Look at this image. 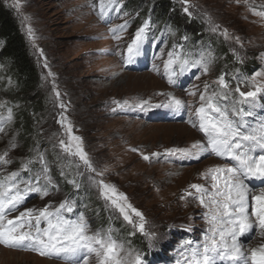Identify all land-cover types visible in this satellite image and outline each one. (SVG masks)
<instances>
[{"label": "rangeland", "instance_id": "374dc122", "mask_svg": "<svg viewBox=\"0 0 264 264\" xmlns=\"http://www.w3.org/2000/svg\"><path fill=\"white\" fill-rule=\"evenodd\" d=\"M127 1H119V15L113 10L105 20L99 15V0H5L14 10L40 68L47 109L36 121V133L25 143L15 118V107L22 104L7 97L0 79V104L4 105L0 107V128H3L0 155L8 151L7 158L11 161L0 166V179L13 171H20L22 177L28 178L30 174L21 171V166L35 157L38 149L44 153L59 191L44 198L30 194L10 219L26 208H42L49 202L58 205L66 197L73 198L76 210L89 218L93 229L111 227L115 236L143 255H151L154 248L161 257L155 256L151 262L148 256V262L144 256L146 264H176L181 259L179 242L186 240L188 235L199 241L206 228L202 219L204 209L198 200L186 196V190L194 192L189 187L192 184L209 187L210 180L203 174L213 166L228 162L212 155L199 160L162 155L159 159L145 161L140 153H163L165 149L190 148L193 143L204 142L205 138L188 122L190 114L193 116L195 107L199 106L204 84L215 87L213 82L218 76L226 74L225 79L234 88L238 81L264 71V17L256 14L264 11V0H248L247 4L244 0L239 3L237 0H188L187 4L184 0H171L178 9L179 21H172L170 28L163 30L158 44L155 31L151 30L153 26H150V39L143 54L134 63L124 64L121 50L126 48L137 28L145 21L150 22L147 11L160 7V0H144L138 8L132 9L131 5L126 8L123 4ZM185 7L188 12L184 11ZM124 12L127 15H123ZM125 21L130 27L118 42L109 29ZM216 25L219 28L213 31ZM199 29L204 30L201 33L204 32L205 37L195 34ZM224 29L228 32L227 39L221 34ZM185 37L191 46L200 48L193 60L208 53L214 60L207 74L199 68H191L176 78V84H169L163 71L167 53L175 44L183 45ZM214 37L225 42L233 58L232 64H228V56L225 58L220 50L216 52L217 47L211 43ZM235 37L240 38L239 43ZM175 68L178 70L177 66ZM258 79L264 80V77ZM241 87L248 90L245 85ZM190 91H196V95H188ZM158 93H170L195 107L181 110L174 116L170 108L146 106L145 110L161 112L153 122L142 118L143 110H121L116 104L125 100L130 103L150 100L152 105L165 103L168 96ZM259 103L264 106V96ZM9 109L11 121L7 120ZM257 111L264 116V107ZM62 118H66L64 123H71L73 134L82 138L84 150L102 176L83 167L80 169L83 174H77V158L67 157L59 145L61 139L66 143L69 139L62 127ZM133 148L138 151H132ZM70 160L73 161L71 165ZM30 167L38 171L40 165L34 163ZM61 170L64 176L60 175ZM73 177L81 185L78 191L68 182ZM90 177L114 184L119 192L126 194L128 202L144 214L146 231L155 236L145 237L124 221L118 211L106 206ZM182 196L185 198L181 199ZM133 219L138 218L133 214ZM262 239L256 237L249 247ZM2 248L7 252H1ZM0 252V264H67L63 259L41 256L26 249L0 245Z\"/></svg>", "mask_w": 264, "mask_h": 264}, {"label": "snow or ice", "instance_id": "6c2138e0", "mask_svg": "<svg viewBox=\"0 0 264 264\" xmlns=\"http://www.w3.org/2000/svg\"><path fill=\"white\" fill-rule=\"evenodd\" d=\"M184 2L187 4L188 0ZM244 3L247 4L248 0H244ZM90 6L97 7L95 4ZM113 10L120 14L119 0H99L101 19L107 20L109 12ZM184 11L188 12V8L185 7ZM256 14L264 17V11ZM123 15H127V12ZM129 27L130 23L125 21L109 31L112 38L119 42ZM218 28L216 25L212 30ZM149 32V21L135 30L131 41L120 52L124 64L134 63L143 54L150 39ZM221 34L228 38L227 29ZM234 39L239 43V37ZM177 47L183 49V45L173 46L164 63L169 84H176V78L191 68H199L203 74L209 72L214 60L211 53L201 54L199 59L193 60L185 57L182 51H177ZM237 59L240 60L238 55ZM176 65L179 66L178 70L174 68ZM225 75L218 76L213 82L215 87L204 84L198 107L186 104L170 93H158L168 96L163 104L152 105L150 100L116 102L121 110H145L147 106L165 107L178 112L195 107L194 118L190 114L188 122L204 135L205 141L193 143L190 148L165 149L163 153L146 155L141 152L145 161L159 159L162 155L197 160L202 156L214 155L229 162L213 166L203 174L206 180H210L209 187L192 184L189 187L194 192L186 190V196L198 200L204 209L202 219L206 228L199 241L186 239L180 244L181 259L176 264H264V241L249 247L256 237L264 238V116L257 118L256 112L258 107H264L259 103L264 96V80L258 79L264 77V71L238 81L234 88ZM241 85H245L248 90H242ZM59 95L57 92L56 96ZM188 95L195 96L196 91H190ZM0 107L4 105L0 104ZM61 107L64 106L61 104ZM11 119L12 112L9 109L7 120ZM64 119L61 124L69 139L67 143L64 139L59 141L61 150L67 157L77 158L75 166L78 175L83 174L80 171L83 167L96 176H102L103 173L97 172L84 150L82 138L73 134L71 123H64ZM2 131L3 128H0ZM132 151L138 149L133 148ZM7 157L8 151L0 155V166L11 163ZM34 163H39L38 171L30 167ZM72 163L70 160L69 164ZM21 171L28 172V178L22 177L20 171H13L0 179V245L63 259L67 264H90L92 261L94 264H146L144 255L115 236L111 227L93 229L89 218L76 210V200L73 198L66 197L58 205L49 202L42 208H26L10 219L9 216L18 211L30 194L36 193L44 198L59 191L45 155L38 149L35 157L22 164ZM60 175H65L63 170ZM90 179L106 206L118 211L124 221L145 237L151 239L155 236V233L146 231L144 214L128 202L126 194L103 179ZM68 182L79 190L81 185L75 177ZM133 214L137 220L133 219Z\"/></svg>", "mask_w": 264, "mask_h": 264}, {"label": "trees", "instance_id": "16d2710c", "mask_svg": "<svg viewBox=\"0 0 264 264\" xmlns=\"http://www.w3.org/2000/svg\"><path fill=\"white\" fill-rule=\"evenodd\" d=\"M143 1L128 0L123 6L126 8L132 6V9H135ZM159 3L160 7H156L152 12L147 11L152 21L151 26L160 28L164 24L171 25L172 21H179L178 9L171 0H160ZM176 23L178 26L181 25L179 22ZM201 31L204 30L199 29L198 33H194L203 38L206 34ZM212 40L211 43L217 47L216 52L220 50L219 52L225 58L228 56V64H232L233 58L225 42H220L215 37ZM0 68V79L3 81L2 91L14 103L22 104L15 107V118L22 130L21 139L27 143L33 133H36L35 124L38 117L47 109V97L43 92L40 68L30 50L26 35L21 29L14 10L5 0H0Z\"/></svg>", "mask_w": 264, "mask_h": 264}, {"label": "bare ground", "instance_id": "6f19581e", "mask_svg": "<svg viewBox=\"0 0 264 264\" xmlns=\"http://www.w3.org/2000/svg\"><path fill=\"white\" fill-rule=\"evenodd\" d=\"M148 108H151V107H148ZM153 111H155V109H147V110H143L142 114H148L149 112H153ZM256 112H257V116H260V112L257 111V109H256ZM154 113H155V112L152 113V116H151V117H155V116H154V115H155ZM199 134H200L203 138H205L204 135H203L201 132H199ZM262 241H264V239H262ZM262 241H261V242H262ZM257 242H259V241H257ZM259 243H260V242H259ZM257 244H258V243H257ZM257 244H256V245H257ZM256 245H255V246H256ZM1 252L5 253V252H7V251H5V250L2 248ZM1 252H0V253H1ZM59 263H60V262H59ZM60 264H63V263H60Z\"/></svg>", "mask_w": 264, "mask_h": 264}]
</instances>
